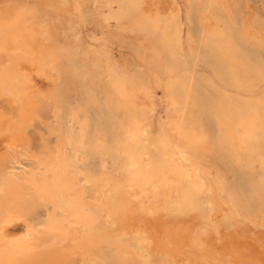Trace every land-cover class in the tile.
<instances>
[{"label":"bare ground","instance_id":"bare-ground-1","mask_svg":"<svg viewBox=\"0 0 264 264\" xmlns=\"http://www.w3.org/2000/svg\"><path fill=\"white\" fill-rule=\"evenodd\" d=\"M216 1L227 5L226 0ZM69 2L70 10L79 9L75 0ZM25 5L32 7L28 9ZM112 5L113 14L125 15L132 24L144 25L163 43L172 39L181 46L182 40L175 34L176 8L167 0H112ZM66 12L67 7L60 0H0V18L10 25L0 38V222L5 224L0 235V260L5 264H103L105 245L110 242L123 264L144 263L148 254L155 253H160L166 264H264V238L257 235L259 232L255 233L245 224L229 231L219 221L217 191L221 183L201 161L210 147L198 128V102L193 100L192 108L186 103L187 86L193 85L187 77L172 76L168 82L169 93L164 105L181 112L180 119L169 117L166 122L171 125L175 138L162 127L151 139V114L157 106L152 91L114 66L107 67L106 78L111 86L109 111L117 112L111 123L113 151L120 162L111 169L102 166L100 172L79 166L76 160L83 159L85 145L91 144L99 153L106 154L109 148L98 131L92 143L88 141L89 119L83 114L84 106L69 107L70 130L65 136L61 132L59 114L64 105H60L61 89L62 86L69 89L73 81L71 68L66 64L69 46L57 37L58 22ZM253 12L250 4L249 16ZM249 21L244 20V36L264 47L263 35ZM201 23L212 38L215 55L228 69L220 78L226 80L229 76V84L250 90L253 83L245 82L236 67L241 61L234 56L237 47L233 40L215 17L202 16ZM98 59L105 62L103 56ZM224 101L235 112H225L221 101L213 102L220 140L229 144L236 161L247 165L248 153L258 150L259 142L253 138L255 130L264 126V96L235 98L227 94ZM151 144L159 152L154 159L149 155ZM240 150L246 154L243 159L238 155ZM258 158L264 167V156L258 153ZM255 192L264 214L263 177L255 183ZM198 193L207 195V219L196 216L189 208L191 197ZM183 207L186 209L182 211ZM9 220L13 222L7 223ZM102 224L109 227L110 234ZM30 227L31 236H26ZM123 232L134 234L137 246L124 241Z\"/></svg>","mask_w":264,"mask_h":264},{"label":"rangeland","instance_id":"rangeland-1","mask_svg":"<svg viewBox=\"0 0 264 264\" xmlns=\"http://www.w3.org/2000/svg\"><path fill=\"white\" fill-rule=\"evenodd\" d=\"M75 1L79 5V9L77 11L70 10L69 0H60L62 4L66 5L68 12H66L65 15H62V20L58 22L60 25L58 24L59 29L57 32V37L61 39L65 46H69L66 47V49L70 52L66 64L67 66H69V68H71L70 70L72 71L73 75L72 85H70L69 87L70 90L66 89L63 86L61 89L63 93V100L61 101L60 105L64 104L61 106V109H63L59 114L62 121L61 132L65 136L68 132L67 130H70V125L68 123L69 107L84 106L85 108L83 110V114H87V117L89 119L88 141L92 143L91 141L94 138L95 132L98 131L104 136L105 145L109 148V152L108 154H106L99 153V151H97L91 144H88L87 146L85 145V147L82 149V152H84L83 159L76 160L78 161L77 163L79 164V166L86 170H94L100 172L103 169L102 166H106L108 167V169H111L114 168L116 163L120 162L116 155V152L114 153L113 151V132L111 123L112 119L117 115V112L116 110H114L113 112L109 111L111 103V86L108 84L106 78L108 74L107 67L112 68L114 66L113 68L124 72L126 76L137 81L138 84L140 83L139 85L143 86L145 84L144 87L150 93L152 91V95L154 96V100L157 106L155 107L156 110L151 114V139H153L154 133L157 132L158 129L159 131H161L162 127H165L166 130H168L169 134L171 132V134L173 135L170 136L175 138V133L171 129V125L166 122L169 117L180 119L181 112L174 111L172 109L169 110L164 104H166V99L168 98V82L171 81L170 78L172 76L178 75L185 76L193 83L192 86H187V106H189V108H192L193 100L198 102V109L200 114V122L198 123V128L200 132L205 134V142L207 145L209 144L208 146L210 147L206 151L201 161L216 176V178H218L221 183V188L217 191V199L220 205L219 221L229 231L233 230L235 226H242V224H245L246 226H249L250 229H252V231H254L255 233L259 232L257 234L259 237L264 238V214L262 212L258 196L255 192V183L259 180V178H264V167L261 166L258 158V153H261L264 156V126L255 130V135L253 136V138L258 140L259 142L257 152L253 151L252 153H248V164H242L240 161H236L231 155V148L229 144L225 141L223 142L220 140L217 117L215 116V110L213 108V102L215 100H218L223 102L225 112H235L234 109H232V107L224 101L225 95L227 94L230 97L232 96L235 98L241 96H264V47L257 40L247 39L243 34L244 20L247 18L250 20L249 24L252 26V28L260 32L264 37V0H230V2L229 0H226L227 5H223L216 0H202L201 4L198 3V0H167L169 4L174 5L176 8L177 15L174 18V23L177 32H175V30L174 32L182 40L180 47L177 46L172 39L168 43L159 41L158 38L152 32H149V30L144 25L132 24L129 21L128 17L125 15L119 17L118 14H113L115 10L112 9V0ZM246 2H249V4H247ZM180 4L183 6H181ZM250 4L253 6L254 12L249 16L248 10ZM181 7H184V10ZM205 15L215 17L218 20L219 25L221 26L224 33L233 40V43L237 47V51L234 56L235 58L238 57V59H240L241 61L237 63L236 67L241 72V75H243L242 79L245 82L253 83V87L250 90L247 91V88L245 87L243 89H239L232 86V83L229 84V76L226 77V80L220 78L219 75L225 71L227 72L228 69H225L224 65L219 61L217 53L215 55L212 38L209 36L207 31H205L201 23V17ZM66 18H68L69 20ZM63 19L66 20L67 24H65V21H63ZM98 19H101V23L98 21ZM222 21L224 22V24ZM124 22H126V25H128L127 27ZM88 23L90 24L91 28H89L90 26H87L89 25ZM104 25L108 28H104ZM92 26L94 27L92 28ZM236 26L238 27L236 28ZM80 28H82L81 31L79 30ZM68 29L73 32L69 31ZM95 29L97 30V32ZM113 29L116 31L114 32ZM91 30H93V32ZM184 31L186 34L184 33ZM82 32L84 34H82ZM98 32H101L102 34ZM122 32L124 33L122 34ZM111 34L113 35L111 36ZM237 34H239V36H237ZM102 35L104 36V38L102 37ZM120 35L123 39L120 37ZM130 35L133 39L129 37ZM74 36L76 39L74 38ZM115 37L117 39L112 40V38ZM118 38L121 39L119 40ZM115 40L119 41L120 43L114 42ZM92 42L95 44H93ZM96 43H99V45ZM124 44L126 46H124ZM132 44L135 45V47H133ZM244 46L245 48H243ZM114 49L118 50V52ZM125 51L127 52V54ZM94 53H96L97 55ZM134 53H137V55H134ZM153 53L157 56H153ZM132 55L134 57L136 56L135 59ZM98 56H103L105 62H101L98 59ZM242 63H244L245 66H243ZM145 69H147V71ZM246 70L247 72H245ZM95 71H97V73ZM135 71L138 73H135ZM130 72L132 73L130 74ZM100 73L104 76L100 75ZM144 73L146 74L144 75ZM64 75L65 73H63V81ZM74 78L77 80V82ZM100 78L103 79L101 80ZM100 81L102 83H100ZM149 86L151 88H149ZM153 86H155L156 88ZM81 87H83L82 90ZM80 94H82V96ZM88 94L91 96L89 97ZM100 94L103 96L101 97ZM85 95L87 98L85 97ZM159 97L161 99H159ZM159 103H162V105H160ZM158 106L160 108H158ZM94 112L97 113V115ZM152 115L154 117H152ZM160 115L162 118L160 117ZM92 152L94 155L92 154ZM110 155L112 158L109 157ZM149 155L152 159L156 158L159 155L158 150L153 144L150 145ZM238 155L240 156V159H243L245 158L246 154L242 153V151L240 150ZM208 156H211V158H209ZM103 158L106 160V162H103ZM228 181L231 182L229 183ZM181 187L184 191L185 187L183 185ZM224 196L227 197V199ZM191 200L192 203L189 206L190 210L196 216L199 215V217L207 219V216L209 214V208L207 206V195L205 193H198L195 196H192ZM183 209H186V207L181 208L182 211ZM172 210L174 211V208H172ZM236 216L238 218L237 221L235 220ZM102 228H104L107 233L110 234L111 231L108 230L109 227H106L104 224H102ZM121 238L124 241H127L128 244L137 246V240L134 234L123 232L121 233ZM115 250V247L110 242L105 245V252L102 255L103 264H123L121 257ZM145 263L166 264V261L161 257L160 253H155V255L148 254V259L146 260V262L139 264Z\"/></svg>","mask_w":264,"mask_h":264},{"label":"snow or ice","instance_id":"snow-or-ice-1","mask_svg":"<svg viewBox=\"0 0 264 264\" xmlns=\"http://www.w3.org/2000/svg\"><path fill=\"white\" fill-rule=\"evenodd\" d=\"M17 7H21V5H18ZM25 8L31 9V5H25L23 6ZM79 7V5L77 6ZM10 25H7L5 23V21L3 20V18H0V38H2V36L4 35V29L5 27H9ZM13 163H15V161H13ZM75 202V201H74ZM49 219L51 220V217H49ZM13 221L9 220L7 223H12ZM5 227L4 222H0V235L3 234V229ZM33 229L30 227L28 233H26V236H31ZM0 264H5V262L3 260H0ZM241 264H245V262H241Z\"/></svg>","mask_w":264,"mask_h":264}]
</instances>
